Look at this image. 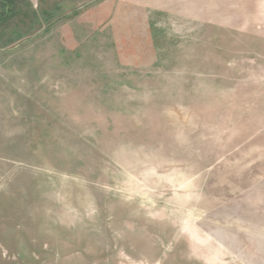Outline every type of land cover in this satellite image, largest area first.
Masks as SVG:
<instances>
[{
  "label": "rangeland",
  "instance_id": "1",
  "mask_svg": "<svg viewBox=\"0 0 264 264\" xmlns=\"http://www.w3.org/2000/svg\"><path fill=\"white\" fill-rule=\"evenodd\" d=\"M16 3L0 264H264V0Z\"/></svg>",
  "mask_w": 264,
  "mask_h": 264
},
{
  "label": "crops",
  "instance_id": "2",
  "mask_svg": "<svg viewBox=\"0 0 264 264\" xmlns=\"http://www.w3.org/2000/svg\"><path fill=\"white\" fill-rule=\"evenodd\" d=\"M128 1L139 9L143 8L152 13H173L182 16H194V11L189 12V3L192 7L194 2H209L210 0H122ZM209 4V3H208ZM209 6V5H208ZM209 11V10H208ZM263 182V180H262Z\"/></svg>",
  "mask_w": 264,
  "mask_h": 264
},
{
  "label": "trees",
  "instance_id": "3",
  "mask_svg": "<svg viewBox=\"0 0 264 264\" xmlns=\"http://www.w3.org/2000/svg\"><path fill=\"white\" fill-rule=\"evenodd\" d=\"M17 0H0L1 10H0V25L4 28L0 31V38L3 39V34L5 33V29L8 28V21L12 19L16 14L20 13L19 5L16 3ZM49 14V12H47ZM23 14L27 15V13ZM51 14V13H50ZM25 32V31H23ZM22 30L19 31L17 26L11 28V35L5 40L6 43H10L12 41L17 40L23 34ZM5 42L4 40H2Z\"/></svg>",
  "mask_w": 264,
  "mask_h": 264
}]
</instances>
